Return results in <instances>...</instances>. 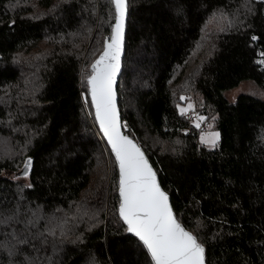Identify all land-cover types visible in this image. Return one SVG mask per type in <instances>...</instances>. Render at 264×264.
<instances>
[{"label": "trees", "instance_id": "trees-1", "mask_svg": "<svg viewBox=\"0 0 264 264\" xmlns=\"http://www.w3.org/2000/svg\"><path fill=\"white\" fill-rule=\"evenodd\" d=\"M114 23L110 0H0V213L19 221L0 225V264H152L119 216V165L87 84ZM262 53L264 0H128L123 133L205 264H264V100L225 97L264 90ZM188 101L216 147L181 115Z\"/></svg>", "mask_w": 264, "mask_h": 264}, {"label": "snow or ice", "instance_id": "snow-or-ice-1", "mask_svg": "<svg viewBox=\"0 0 264 264\" xmlns=\"http://www.w3.org/2000/svg\"><path fill=\"white\" fill-rule=\"evenodd\" d=\"M110 2L115 19L112 34L105 40L102 54L92 65L87 84L95 108V118L119 165V216L127 225L126 230L134 234L147 250L152 264H205L204 246L177 219L168 194L161 188L157 174L144 152L121 131L126 125H121L119 120L115 84L121 66L128 0ZM191 110L193 105L189 104L187 109L180 108V113L184 115ZM205 119L203 116L198 117L200 122ZM200 122L195 123L196 128L201 127ZM218 140L219 133L201 136V142L210 147H215ZM31 164L29 158L24 165L25 175ZM17 217L18 210L16 214L8 216L0 213V225L19 222ZM51 234L55 235V232ZM9 254H15V246ZM25 264H39V257H26Z\"/></svg>", "mask_w": 264, "mask_h": 264}, {"label": "rangeland", "instance_id": "rangeland-1", "mask_svg": "<svg viewBox=\"0 0 264 264\" xmlns=\"http://www.w3.org/2000/svg\"><path fill=\"white\" fill-rule=\"evenodd\" d=\"M243 94L251 95V96H254V97H257V98H260V99H263L264 100V90L263 89H260L253 82H250V81L243 82L238 87H236V88H234V89L226 92L225 93V97L230 102H235L238 99V97L240 95H243ZM189 104H192L193 105V110L187 111L186 114H184L182 116L184 118H186V119L191 120L193 122V124H195L197 122H200V121H198V117H200L201 114L197 111L194 101H188V103H186L185 105H180L179 108H185V109H187V107H188ZM90 109H92V107L90 108V106L87 105V109L86 110L91 112ZM93 109L95 111L94 106H93ZM93 109H92V111H93ZM204 121H206V119L203 120L202 122H200L201 127L199 128L200 129L199 143L201 145H204V146L208 147V148H214V147H210V146H208V145H206V144H204V143L201 142V136H207V135H210L211 133H218V132L213 131L211 129H205V128H209V127H207L208 124L207 123H204ZM97 123H98V121H97ZM98 125H99V123H98ZM105 139L107 140V138H105ZM219 140H220V135H219ZM219 140L217 142V145L219 143Z\"/></svg>", "mask_w": 264, "mask_h": 264}, {"label": "water", "instance_id": "water-1", "mask_svg": "<svg viewBox=\"0 0 264 264\" xmlns=\"http://www.w3.org/2000/svg\"><path fill=\"white\" fill-rule=\"evenodd\" d=\"M122 56H123V53H122V55H121V62H122ZM120 71H121V66H120ZM120 71H119V73H118V75H117V77H116V83H117V80H118V78H119V75H120ZM115 87H116V84H115ZM116 106H117V98H116ZM117 109H118V107H117ZM118 113H119V111H118ZM119 120H120V123H121V119H120V115H119ZM121 125H122V123H121ZM100 128V127H99ZM105 137V136H104ZM106 138V137H105ZM131 139V138H130ZM110 145V144H109ZM111 147V146H110ZM115 155V154H114ZM158 179V178H157Z\"/></svg>", "mask_w": 264, "mask_h": 264}, {"label": "bare ground", "instance_id": "bare-ground-1", "mask_svg": "<svg viewBox=\"0 0 264 264\" xmlns=\"http://www.w3.org/2000/svg\"><path fill=\"white\" fill-rule=\"evenodd\" d=\"M121 131H122V133H123V129L121 128ZM124 134V133H123Z\"/></svg>", "mask_w": 264, "mask_h": 264}]
</instances>
